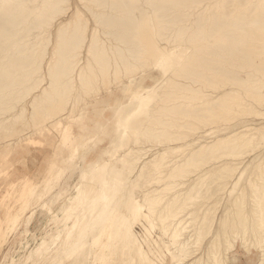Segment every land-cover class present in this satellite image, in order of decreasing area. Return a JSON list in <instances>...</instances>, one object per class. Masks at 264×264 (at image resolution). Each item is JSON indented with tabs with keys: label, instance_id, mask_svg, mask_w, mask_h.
<instances>
[{
	"label": "bare ground",
	"instance_id": "bare-ground-1",
	"mask_svg": "<svg viewBox=\"0 0 264 264\" xmlns=\"http://www.w3.org/2000/svg\"><path fill=\"white\" fill-rule=\"evenodd\" d=\"M43 28L34 44L13 39ZM242 35H264V0H0V55L13 49L0 60V175L18 144L52 146L38 186L11 184L48 197L12 264H228L237 241L264 264V43L250 53ZM90 105L105 117L84 130Z\"/></svg>",
	"mask_w": 264,
	"mask_h": 264
},
{
	"label": "rangeland",
	"instance_id": "rangeland-1",
	"mask_svg": "<svg viewBox=\"0 0 264 264\" xmlns=\"http://www.w3.org/2000/svg\"><path fill=\"white\" fill-rule=\"evenodd\" d=\"M245 11H247V10H245ZM235 14H236L235 16L232 15L233 18L235 17L233 20L238 18L237 16L239 15L238 12ZM244 14H245V12H244ZM207 18H209V17H207ZM65 19H68V18H65ZM67 21L64 20V22L63 21L62 22L68 25ZM67 25H65V26L63 25V26H61V28H65ZM43 29H45V28H43ZM43 29L40 30L38 33H35V34L32 33L31 36L29 38H27V40L26 39L19 40V35H18V37L16 36L13 39L15 40V43H18V45L21 42L20 45H22V46L25 45L26 43H27L26 45H28L29 43L34 44V43L39 42L41 40L40 37L43 36V34H44L43 32H47L46 29H45L46 31H44ZM34 32H37V31H34ZM40 32L42 34H39ZM244 34H246V33H244ZM32 35H34V37H32ZM21 36L22 35H20V37ZM49 36H50V34H49ZM242 36H243V39L244 38L247 40L250 39V40H248L249 42L246 40L247 42L245 43V48L247 51H250V53H254V50H252L253 46H254L253 49H258V50H260L263 47L262 52L264 51L263 50L264 45H262V47H261V44L264 43L263 42L264 35H260V37L256 38V40H255V43L257 42L256 44L252 43V41H253L252 39L254 37H256L255 35H253V37L250 35L251 38H250V36H248L249 38H247L246 35H242ZM36 37H38V38H36ZM32 38L33 39L35 38V41ZM259 38H260V40L262 39L261 40L262 43L258 42ZM245 39H244V41H245ZM14 40H13V42H14ZM17 40H19V41H17ZM32 41H34V43ZM2 42L4 44L12 43V41H8V42L7 41H1V44H2ZM259 43H261V44H259ZM47 44L48 43L44 44V49L46 48L45 45H47ZM246 44L247 45L250 44V46H252V47H250V46L247 47ZM250 48H251V50H249ZM8 50H11V49H8ZM8 50L3 51L6 54L2 53V55H0L1 56L0 60L4 61V62L0 61V64L3 62L1 65H5V63L7 64L9 61V57H11V51H13V49L11 51H8ZM256 51L257 50H255V52ZM260 51L254 53V54L259 55L260 59L263 58V60H264V53H260ZM8 53H10L9 57L7 56ZM44 54H46V53H44ZM2 56H3V58H2ZM4 56H7L8 59ZM261 56H262V58H261ZM5 60L7 62H5ZM43 61H44V58L42 59V57H40V61L38 62L39 65H35L36 67L35 66H33V67L31 66L29 68L24 67V66L18 67L15 70V74H18L17 80L21 81L24 78V74L26 72H28L29 70H31V68L33 70L36 69L35 71H37L38 70L37 66H38V68L40 69L41 63ZM255 62L257 63L258 60H256ZM23 67H24V69H23ZM26 70H28V71H26ZM234 71L235 72L237 71L236 73H238V72L240 73L239 76L241 79H246V78L248 79V77H249V76L247 77L246 74L241 73L240 71H238L236 69H234ZM157 74L158 73H152L153 76H156ZM242 75H244V76H242ZM249 78H252V77L250 76ZM253 78H254V76H253ZM253 78L248 79V80L250 83L254 84L255 80L257 82L258 79H256L257 77H255L254 82H253ZM146 84L151 85L152 82L150 80H147ZM258 84L259 83L255 84L253 86H256ZM122 91H123V88L118 89V91L115 93V96H116L115 98L118 99V96H120L122 94ZM239 95H240V97L244 96L243 91H241ZM109 96L110 95H107L104 98H102L103 99L102 103L99 104V107H102V108L104 107L106 109V111L108 109H110V105L108 102L109 98H110ZM242 98H244V97H242ZM248 101H249L248 99L245 101V105L248 106V104H249V106H251L252 105V104L250 105L251 102L249 101L250 102L249 103ZM255 107L256 108H252V109L250 107V110H253V109L258 110L259 106L258 107L255 106ZM260 108H263V110H264V107H260ZM239 110L240 109L234 110V118L239 117V113L241 112V110H240V112H239ZM260 110H262V109H260ZM260 110H258L259 113H264L263 110L262 111H260ZM248 111H249V109H248ZM83 113L85 115V118L81 122V125H83L84 130H88L93 126V123L91 120L93 117H98V119H102L105 117V115L103 116L101 111L98 108H92V105L85 107ZM236 114H238V116H235ZM257 117L258 116L254 117V119L261 118V117H258V118ZM250 119H252L251 116H250ZM247 125H252V123L247 124ZM75 134H76V131L73 132V137L75 136ZM41 140H42L41 144H38L35 146H28L27 147L26 145L24 146V144H21V143L18 144L15 147V151L13 153V160H16V162L11 167H9L8 170L3 175H0V202L3 199H6V203L2 206V210H3L2 215H1V221L2 222L0 224V237H3V247H2V250L0 253V264H2L3 262H4V264H12L13 261L16 259L17 253L22 250V248L25 246L27 241L32 237L33 233H35L40 228L41 224L47 218V212L48 211L46 208H44V205H45V203H46L45 201L48 199V197H45L44 195L41 194L37 199H31L28 197V195H29L28 188L15 189L11 186L12 182L22 181L24 179H28L35 186H38L41 183L42 176L48 170L49 158L52 154V146H50L47 143L46 138H43ZM108 145H109V138L103 136L102 140L97 141V143L94 147V150L92 151V153L89 156L86 157L85 161L89 162L92 159H97V158L101 157L103 152L108 148ZM245 158H247V155L244 156V159ZM213 159L214 160L211 162V165L209 166L210 169L207 168V170H206L207 173L204 172L203 176H199V177L195 178L194 183L196 182V179H198L197 180L198 185L201 184L200 183V181L202 182L201 177H204L205 175L208 174V172L210 173V171L215 169V167L217 165H214V163L216 162L217 159H215V158H213ZM247 159L241 160V162H239V165L241 167H243L246 163H248L250 158L248 157ZM211 167H212V169H211ZM232 176H233V174H232ZM234 177H235V175L232 178H230L225 183V185H227L229 187V185L233 182L232 180H234ZM63 183H65V184H63ZM227 183H230V184H227ZM72 184H73V179L68 177V176H64V178L59 181V184H58L56 189H62L63 192H67V191H70L69 189H71ZM227 186H225V187H227ZM26 205L29 206V209L25 211L24 215L20 219L19 225L17 227H15L14 224H15V221H17V219H18V214L21 212V210H23L25 208ZM100 223H102V222H100ZM137 227L135 229L139 233L142 230V228H140L139 226H137ZM107 242H108L107 238H105V240L103 239L102 241H100L98 243V245L94 248V253H98L101 249H103V254L106 255L108 252ZM250 252L248 253L244 249L242 243L240 241H237L235 249L229 253L228 264H258L260 261L261 254L257 250H254V249ZM169 258H170V256H169ZM168 264H172L171 261H168Z\"/></svg>",
	"mask_w": 264,
	"mask_h": 264
}]
</instances>
